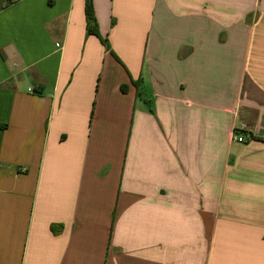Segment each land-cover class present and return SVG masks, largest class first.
I'll return each instance as SVG.
<instances>
[{"label": "crops", "instance_id": "crops-1", "mask_svg": "<svg viewBox=\"0 0 264 264\" xmlns=\"http://www.w3.org/2000/svg\"><path fill=\"white\" fill-rule=\"evenodd\" d=\"M93 2L0 0V264H264V0Z\"/></svg>", "mask_w": 264, "mask_h": 264}, {"label": "trees", "instance_id": "trees-1", "mask_svg": "<svg viewBox=\"0 0 264 264\" xmlns=\"http://www.w3.org/2000/svg\"><path fill=\"white\" fill-rule=\"evenodd\" d=\"M86 16H87V32H88V34L97 35L101 39V41L105 45V47L111 51L108 38H103L100 35L99 25H98V21H97L96 15H95L93 0H86ZM136 84L138 87L140 86L139 82H137ZM122 90L126 91V87H123ZM52 230L55 234H58L61 232L62 226L57 227V226L53 225Z\"/></svg>", "mask_w": 264, "mask_h": 264}, {"label": "built area", "instance_id": "built-area-1", "mask_svg": "<svg viewBox=\"0 0 264 264\" xmlns=\"http://www.w3.org/2000/svg\"><path fill=\"white\" fill-rule=\"evenodd\" d=\"M15 0H6L8 3H12ZM233 142L235 143H244L245 142V136L238 135L236 132L233 134Z\"/></svg>", "mask_w": 264, "mask_h": 264}]
</instances>
